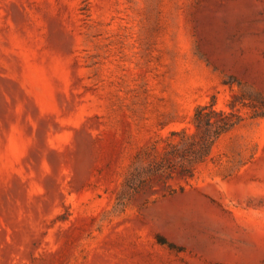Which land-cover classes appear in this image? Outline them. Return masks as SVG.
Masks as SVG:
<instances>
[{
  "label": "rangeland",
  "instance_id": "obj_1",
  "mask_svg": "<svg viewBox=\"0 0 264 264\" xmlns=\"http://www.w3.org/2000/svg\"><path fill=\"white\" fill-rule=\"evenodd\" d=\"M212 96L214 159L125 184ZM262 111L264 0H0V264H264Z\"/></svg>",
  "mask_w": 264,
  "mask_h": 264
},
{
  "label": "trees",
  "instance_id": "obj_2",
  "mask_svg": "<svg viewBox=\"0 0 264 264\" xmlns=\"http://www.w3.org/2000/svg\"><path fill=\"white\" fill-rule=\"evenodd\" d=\"M229 107V109L216 107L215 96L206 103H199L191 118L193 128L181 127L170 130L164 137L165 144L160 147L159 156L153 163L143 170L134 172V180L126 177L124 183L133 184L131 186L133 190L140 191L164 179L192 178L199 165L214 159L212 154L214 143L245 119L241 107L233 100L229 102ZM262 115L264 111L253 112L251 117ZM152 148H158V145Z\"/></svg>",
  "mask_w": 264,
  "mask_h": 264
}]
</instances>
